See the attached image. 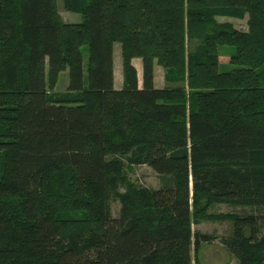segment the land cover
<instances>
[{"label":"trees","instance_id":"1","mask_svg":"<svg viewBox=\"0 0 264 264\" xmlns=\"http://www.w3.org/2000/svg\"><path fill=\"white\" fill-rule=\"evenodd\" d=\"M56 1L0 0V264H202L200 221L231 222L238 264H264V216L209 213H264V0H63L79 24Z\"/></svg>","mask_w":264,"mask_h":264},{"label":"rangeland","instance_id":"2","mask_svg":"<svg viewBox=\"0 0 264 264\" xmlns=\"http://www.w3.org/2000/svg\"><path fill=\"white\" fill-rule=\"evenodd\" d=\"M56 4H57L58 14L63 22L70 24H79L81 22V16L79 14L70 13L65 10L63 0H57ZM215 20L218 24H226V25L228 24L232 26L234 29L239 31H244V32L248 31L247 16L243 20H236L225 17H216ZM219 52L221 55H226V54L234 55V48L222 47L219 50ZM83 55H84V62L87 63L88 53L86 49L83 50ZM115 58H118L117 52H115ZM115 66H116V75L118 74L117 80H119L120 75L117 70L118 69L117 63ZM120 66H121V62H120ZM222 67H227L226 69L232 68L231 66H224V65ZM138 78H139V85H141V75H138ZM156 81L157 83L163 82V72L161 68H159V70L156 72ZM67 85H68V72L65 71L61 73V75L59 76V80L55 91L64 92L66 90ZM125 174L128 180L138 187L140 186L149 189H159L161 187L162 179L147 166L128 167L125 171ZM120 191H122V189H120ZM119 208L120 206L117 201L112 200L110 202V210L112 217H115L117 215ZM209 213L212 214L234 213L240 215L260 214L261 216H264V213L249 208H233L225 205H215L209 210ZM261 220H262L261 233L264 234V219ZM192 230L200 234L208 235L212 239L209 243H201L200 245L198 257L202 264H226V263L238 264L237 260L234 258L233 254L231 253L230 249L225 243L232 238L231 222L200 221L197 225H194L192 227Z\"/></svg>","mask_w":264,"mask_h":264},{"label":"crops","instance_id":"3","mask_svg":"<svg viewBox=\"0 0 264 264\" xmlns=\"http://www.w3.org/2000/svg\"><path fill=\"white\" fill-rule=\"evenodd\" d=\"M114 51L118 53V58H115V52ZM120 62H121V49H120V47L118 45H114V49H113V72H114V87L117 90H119L121 88V86H122V62H121V66H120ZM116 63L118 65V69L117 70H118L119 75H120L119 80H117L118 74L116 75V66H115ZM132 65H133V67L136 70L137 77H138V75H142L141 60L133 59L132 60ZM158 70H159L158 66L155 65V67H154V84H155L156 88H162V87H164V83L163 82L162 83L161 82L157 83V81H156V72ZM138 80H139V78H138Z\"/></svg>","mask_w":264,"mask_h":264}]
</instances>
